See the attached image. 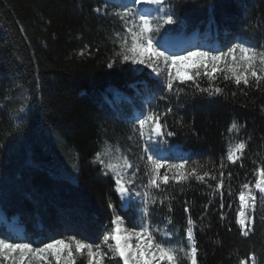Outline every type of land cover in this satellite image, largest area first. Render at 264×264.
<instances>
[{
  "label": "trees",
  "instance_id": "obj_1",
  "mask_svg": "<svg viewBox=\"0 0 264 264\" xmlns=\"http://www.w3.org/2000/svg\"><path fill=\"white\" fill-rule=\"evenodd\" d=\"M113 1L0 0V144L4 145L0 147V211L7 218L15 217L22 236L38 243L69 234L99 242L113 216L109 202L128 228L138 227L136 207L120 208L113 178L104 176L101 166L92 161L106 141L124 152L131 149L130 159L135 160L140 150L128 139L135 111L139 115L151 107L163 112L171 106L173 115L166 119L176 135L167 137L163 145L167 155L158 154L172 157L173 162L183 156L205 170L212 167L209 160L218 168L232 138L251 139L242 161L224 170L226 220L220 219L219 195L213 199L211 189L193 180L183 185V191L175 184L168 187L167 194L174 197L172 212L168 201L157 204L152 222L163 228L164 218L171 215L174 223L168 228L180 230L183 236L190 214L197 221L199 264H238L253 252L264 261L260 219L264 207L258 205L254 232L248 238L239 234L234 219L240 186L254 184L255 168L264 166V89H248L243 95L234 84L217 80L225 88L223 96L194 95L186 84L180 85L183 91L178 98L159 100L164 91L148 69L119 63L112 69L106 66L114 50L110 37L122 31V25L115 16L94 9L107 7L111 13L117 9ZM175 12L182 23L173 34L196 31L200 47L217 40L216 48L226 50L236 39L264 45V0H175ZM200 83L208 86L206 79ZM114 91L120 92L116 101L111 97ZM150 94L156 99L148 104ZM22 105H27L26 111L17 115ZM181 117L182 124L177 122ZM233 121L244 125L238 134L227 131ZM68 164L76 169L75 181L59 174L70 170ZM132 188L141 190L139 178ZM8 233L0 226V235ZM172 243H177L176 237Z\"/></svg>",
  "mask_w": 264,
  "mask_h": 264
},
{
  "label": "snow or ice",
  "instance_id": "obj_2",
  "mask_svg": "<svg viewBox=\"0 0 264 264\" xmlns=\"http://www.w3.org/2000/svg\"><path fill=\"white\" fill-rule=\"evenodd\" d=\"M94 11L115 16L122 25V31H116L110 37L114 50L107 61V68L112 69L119 63L141 65L149 69L157 78V87L164 91L159 100L168 101L172 96L178 98L183 91L180 85L186 84L192 86L194 95L223 96L225 88L217 85V80L234 84L243 95L248 94V89H264V45L258 48L243 39L231 42L226 50L171 45L165 26L182 23L176 16L175 0H128V3L111 13H108L107 7ZM79 54L84 55V50ZM202 79L208 81V86H201ZM231 95L235 96L236 92ZM152 99H156L154 94H150L146 102L151 104ZM26 107L22 105L17 115L25 112ZM169 115H173L171 106L163 112L149 107L146 113L142 110L139 115L132 117V135L128 139L134 141L140 150L134 154L135 160L130 159L131 149L124 152L118 144L113 147L106 141L105 149L96 152L92 161L101 166L104 176L111 175L113 178L123 210L131 207L133 192L139 198L141 206L136 210L139 213L138 227L128 228L123 217L116 214L109 202L108 207L112 209L113 216L110 227L99 242H89L87 238L69 234L38 243L29 241L17 232H9L7 236L0 235V264H78L81 258L85 264H112L113 261L119 264H199L195 236L197 221L189 214L183 229L184 235L181 236L180 230L168 228L174 223L171 215L164 218L166 224L163 228L154 224L152 209L168 201L167 207L171 213V200L174 197L167 194L168 187L175 184L181 186L183 191V185L195 180L211 189L213 199L219 195L220 219L226 220L227 215L222 211L225 208L224 170L242 161L251 136L247 140L232 138L227 145L226 158H221L218 168L209 160L212 167L205 170L198 161L190 163L183 156L177 158L179 162H173L172 157L160 156L157 147L167 145V137L176 135L175 131L169 129L166 119ZM177 122L182 124L183 118ZM243 127L233 121L227 131L229 134H238ZM0 147L4 145L0 144ZM240 166L243 167V164ZM141 170L143 176H140ZM254 171V184L245 182L240 186L239 205L234 217L239 234L244 238L254 232L258 205L264 207V204H260L264 200V166ZM227 176L230 181L232 173L228 172ZM138 178L141 180V190L135 191L132 186ZM145 178L146 183L143 182ZM210 181H215V185ZM228 195H233L230 185ZM212 202L210 199L209 204ZM227 207L231 209L232 204L229 203ZM184 212H189L187 203ZM260 219L264 223V215ZM173 237L177 238L175 244L172 243ZM238 264H264V261L253 252L247 258H240Z\"/></svg>",
  "mask_w": 264,
  "mask_h": 264
},
{
  "label": "rangeland",
  "instance_id": "obj_3",
  "mask_svg": "<svg viewBox=\"0 0 264 264\" xmlns=\"http://www.w3.org/2000/svg\"><path fill=\"white\" fill-rule=\"evenodd\" d=\"M126 3H128V0H114L113 1V4L116 5L117 9H119L122 4H126ZM137 7H141V6H137ZM175 27H179V25H166L165 26V30H168V36H169V40H170V44L171 45H175L177 47H180L181 44H178V41L179 40L180 41L181 40H186V42L183 44L182 48L198 46L196 44V40H197V37H198L197 32H192V33H188V34L181 33V34H178V35H174L173 34V30L175 29ZM163 31L164 30H162V34H163ZM158 39H159V37H158ZM217 46H218L217 42L211 41L209 44H205L201 48H203V49H213V48H216ZM253 46H256V45H253ZM256 47H258V46H256ZM137 67H138V69H143L144 68V66H141V65H137ZM148 75L157 81V78L155 77V74L151 73L149 69H148ZM146 111H147V109H145V113H146ZM136 114H137V112L135 111L134 115H136ZM158 149H159V154L162 155V156H164V153H167V150L166 149H162L160 146H158ZM68 166L70 167V170L66 171V169H65V171L59 172V174L66 176L71 181H75V179H76V176H75L76 169H74V167L69 165V164H68ZM117 198H118V196H117ZM118 200L120 202V208L122 209V207H121V203L122 202H121L120 198H118ZM132 200H133V203H132L131 206H135L136 209H139L140 206H141L140 202H139V198L135 197V193L134 192L132 193ZM3 216H4L3 219L0 217V226L5 227V229L8 232H17V233L22 235V227L16 222V219L15 218H7L5 215H3ZM81 264H85V261H84L83 258H82Z\"/></svg>",
  "mask_w": 264,
  "mask_h": 264
},
{
  "label": "bare ground",
  "instance_id": "obj_4",
  "mask_svg": "<svg viewBox=\"0 0 264 264\" xmlns=\"http://www.w3.org/2000/svg\"><path fill=\"white\" fill-rule=\"evenodd\" d=\"M186 42V40H179L178 41V44H181V46H180V48H182L183 47V44ZM117 193V192H116ZM117 195H118V197H119V194L117 193ZM120 198V197H119ZM121 200V199H120ZM0 217L3 219L4 218V216H3V214L1 213V211H0Z\"/></svg>",
  "mask_w": 264,
  "mask_h": 264
},
{
  "label": "built area",
  "instance_id": "obj_5",
  "mask_svg": "<svg viewBox=\"0 0 264 264\" xmlns=\"http://www.w3.org/2000/svg\"><path fill=\"white\" fill-rule=\"evenodd\" d=\"M117 94H118V92H115V95H114V96L116 97V96H117Z\"/></svg>",
  "mask_w": 264,
  "mask_h": 264
},
{
  "label": "water",
  "instance_id": "obj_6",
  "mask_svg": "<svg viewBox=\"0 0 264 264\" xmlns=\"http://www.w3.org/2000/svg\"><path fill=\"white\" fill-rule=\"evenodd\" d=\"M115 191V190H114ZM116 192V191H115Z\"/></svg>",
  "mask_w": 264,
  "mask_h": 264
}]
</instances>
